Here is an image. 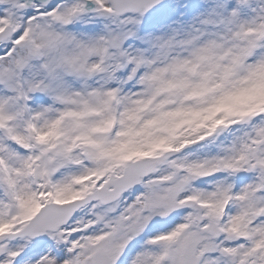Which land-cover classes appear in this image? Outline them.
Returning <instances> with one entry per match:
<instances>
[{
    "label": "snow or ice",
    "instance_id": "snow-or-ice-1",
    "mask_svg": "<svg viewBox=\"0 0 264 264\" xmlns=\"http://www.w3.org/2000/svg\"><path fill=\"white\" fill-rule=\"evenodd\" d=\"M0 264H264V0H0Z\"/></svg>",
    "mask_w": 264,
    "mask_h": 264
}]
</instances>
